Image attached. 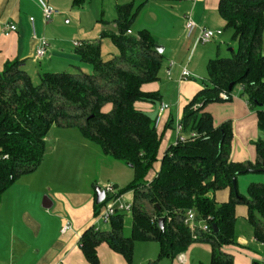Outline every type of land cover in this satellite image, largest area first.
I'll use <instances>...</instances> for the list:
<instances>
[{"label":"trees","instance_id":"trees-1","mask_svg":"<svg viewBox=\"0 0 264 264\" xmlns=\"http://www.w3.org/2000/svg\"><path fill=\"white\" fill-rule=\"evenodd\" d=\"M85 1L72 0V6ZM148 1L116 0L113 23L117 31L103 30L100 35L110 38L119 52L103 59L99 41L79 46L80 59L91 65L89 72L80 68L45 71L35 85L21 61L5 62L0 71V197L21 175L39 166L52 126L76 127L106 157L134 172L119 191L132 192L131 211L112 216L107 228L91 225L81 233L79 248L88 263L98 264L96 248L103 242L131 264L136 241H156V260L173 259L192 243L201 242L210 246L209 264H234L232 255L222 248L236 243L238 206L245 207L254 238L264 243V182H249L246 194L237 184L240 175L264 174V0H218V14L224 29L231 30L235 48L230 57L208 59L206 80L182 107L184 132L195 131L198 136L168 145L160 156L163 130L158 131L154 118L135 107L136 102L161 99L158 91H145L142 86L158 80L163 54L155 49L156 41L147 29L132 33L135 17ZM235 86L241 87L263 133L253 141V161L231 160V122L215 126L211 113L204 110L208 103L228 100L220 96L222 92L231 99ZM156 162L158 170L146 180ZM223 189L228 190V198L218 202L215 192ZM94 207L96 215L100 203ZM190 208L196 212L193 230L184 222ZM127 214L130 234L126 236ZM159 218H163L161 225ZM202 219L208 232L198 226Z\"/></svg>","mask_w":264,"mask_h":264},{"label":"crops","instance_id":"crops-1","mask_svg":"<svg viewBox=\"0 0 264 264\" xmlns=\"http://www.w3.org/2000/svg\"><path fill=\"white\" fill-rule=\"evenodd\" d=\"M53 1L46 0L49 6H54ZM61 1L64 14H69L70 9L66 2L68 0ZM113 1L115 6L116 0ZM148 2L139 9L135 20ZM174 2H176L173 6L175 9H164L166 15L161 11L164 18L171 17L173 21V25H169L165 20V23L161 24L162 34L166 35V42L162 43L163 60L165 59L161 65L162 71H159L157 81L142 86L145 91H158L161 99L155 103H135L137 109L146 112L152 118H155L161 102L168 104L158 127V131L163 130L159 156L171 144L165 145L164 136H169L170 133L175 136L173 126L181 117L182 107L201 88L193 74L205 76L206 62L220 52L219 45H216L215 49L205 47L214 43L219 36L210 43L199 44L205 47L203 49L198 50L199 45L192 49L193 38L185 33L184 14H190L196 23L211 29L220 30L225 24L217 11L218 0H176ZM167 7L171 8L170 5ZM31 16L34 18L35 36L29 21ZM54 17L44 22L36 0H0V71L5 62L12 60L21 61L27 73L37 72L38 75L45 71H74L78 68L86 72L91 71V65L80 59L78 47L73 42L70 44L62 39V34L56 30L57 28L54 30L58 35H49V27L58 21L56 20L58 16L56 19ZM102 21L106 22L103 19ZM9 23L15 24L16 29L5 34ZM114 26L116 27L115 24ZM143 28L146 29V27ZM148 28L147 30L153 35V29ZM156 28H158L157 25ZM102 29L106 31L105 28ZM132 33H134L133 30ZM42 36L48 40L49 49L44 57L36 59L34 50L37 39ZM153 38L155 40L154 35ZM75 41L80 42L81 45L90 42ZM262 51L264 53V29ZM195 55L196 57L193 58ZM170 61L173 64L170 67V73L167 74ZM183 67L187 68L191 76L187 78L181 76ZM238 90V94L234 95L235 100L229 104L231 115L227 117L231 118L233 131L230 158L233 161H253L255 158L253 141L258 136L256 116L241 95V87ZM228 100L232 101V98ZM108 107L106 106V109ZM221 120H223L222 116L216 117V120L213 119L214 125L225 121V119ZM45 144V156L39 166L33 172L21 175L1 194L0 264H90L79 248V238L87 227L91 225L98 227L101 222L95 218L94 190L91 188L95 189L94 185L98 184L95 163L97 158L99 162L103 161V153L98 145L100 152L94 147L95 143L87 140L78 128L74 127L52 126L45 137ZM103 162L109 167L118 164L130 167L110 158ZM153 167L156 172L159 162H156ZM153 176L150 174L148 180ZM251 181L264 182V174L253 172L240 175L237 178V184L242 194L246 193V186ZM114 182L124 184L123 181L115 179ZM228 193L226 189L216 191L215 198L218 202L225 201ZM236 212L245 218L244 206H238ZM65 221L71 224V228L61 232ZM236 237L235 244L225 245L222 248L232 255L234 264L263 262L264 243L258 242L253 233L251 240L241 234H236ZM196 249H204L210 253L209 244L192 243L186 251L171 259L172 264H202V261L194 260L192 257ZM96 250L98 264H127L119 253L111 250L104 242L100 243Z\"/></svg>","mask_w":264,"mask_h":264},{"label":"rangeland","instance_id":"rangeland-1","mask_svg":"<svg viewBox=\"0 0 264 264\" xmlns=\"http://www.w3.org/2000/svg\"><path fill=\"white\" fill-rule=\"evenodd\" d=\"M44 1L46 2V0ZM53 2L55 3L54 6H50V7L53 10L58 11L59 14L57 15L58 19H56L57 16L54 17L58 21H56V23H53V26L49 25L50 26L49 27L50 34L48 33L49 35L51 36L58 35L55 33L54 30V28L55 29L57 28L56 30L62 34L63 37L62 39L66 40L70 44H72V42L73 44L74 42H77L75 40L85 41V42L99 41L101 47V57L103 59H108L118 54L119 52L118 48L111 41V39L108 37H101L100 35L103 30L102 28H105L106 31L109 32L117 31V28L113 24V19L115 17L113 0H87L85 1L84 4H82L79 7H72V0H68L66 2H68L70 13L66 15L64 14V10L62 8L63 7L62 1L54 0ZM160 4H162L163 7ZM175 4L176 2L174 1L148 2V4L145 7H143L142 10L139 12L136 20H134L132 24L133 32L136 33L138 30H141L143 27H146V29L148 27H149L148 29L152 28L153 29V30L151 29L152 34L155 37L157 45L162 46V43L166 42L165 39L166 35L162 34L161 24H163L165 20V22H168L169 25H173V21L171 20L172 18L171 17L164 18L162 14L166 15V13H164L165 12L164 9L166 10L175 9L173 7ZM169 5L171 6V8L167 7ZM161 11L163 12L162 14ZM102 19L106 22L104 23ZM156 25L158 26V28H156ZM220 30L223 32V34L220 35L214 43L212 42L205 47L208 48L211 47L215 49L216 45H219L220 48L219 56L230 57L232 55V51L229 50V48H233V49L235 48V43L232 40V32L230 29H224V27H222V29ZM205 47H201V45H199L198 50L203 49ZM195 57L196 55L193 58ZM164 62L165 59L163 60V63ZM161 71L162 69L160 70V72ZM204 71H205V76L192 73L194 75V78H196V81H199L200 85H202V81L206 80V76H207L206 64L204 66ZM28 74L31 77L33 84L36 85L39 83L37 72H34V74L31 73ZM239 87L240 86H235V88L230 93V97L232 98V101L224 100L219 102H211L204 107V110L210 112L213 115L214 120H216V117L222 116L223 120L225 119L226 121L227 119L232 124V121L230 120L231 118H227L230 117L229 115H231V109H229V104H231L233 100H235L234 95L238 94ZM257 130H258V136H256L255 139L263 136V133L258 128ZM163 141L164 143H166L165 145L174 143L175 141L174 134L170 133L169 136L165 135ZM94 147L100 152V149L98 148L97 145H94ZM102 156H103L102 157L103 161L109 158V157H105V155L103 154ZM97 159L95 163V173L97 175L98 184L94 185V187L95 186L101 187L102 185L105 184H112V185L116 184L115 185L116 190L121 191L133 179L134 172L132 168L119 164L109 167L108 164L104 163L102 160L101 162H99V159L98 160ZM150 174L151 175L155 174L154 167L150 170L149 174H147L146 180H148V176H150ZM114 179L117 181H123L124 184H122L121 182H114ZM239 187L241 190V186ZM91 189L94 190L95 193V189L93 187ZM123 194H125L123 197L124 202L132 201L133 194L131 191H126ZM102 224L103 223L100 222L98 227L107 228V226H103ZM235 232L237 235L241 234L247 239L251 240L253 229L244 217L239 216L237 214V218L235 221ZM123 234L126 236L130 234V216L128 214L125 216L124 219ZM158 250H159V245L156 241H136L134 243L133 257L131 264H172V260L170 258H162L160 260H156L158 256ZM192 257L194 258V260L202 261L204 264H209L210 262V253L204 249H196L195 251H193Z\"/></svg>","mask_w":264,"mask_h":264},{"label":"built area","instance_id":"built-area-1","mask_svg":"<svg viewBox=\"0 0 264 264\" xmlns=\"http://www.w3.org/2000/svg\"><path fill=\"white\" fill-rule=\"evenodd\" d=\"M41 10L42 19L44 22L50 21L55 15L59 12L53 10L44 0H36ZM29 21L33 28V35L34 33V18L31 16L29 17ZM16 29L15 24L9 23L6 27L5 34H8L10 31H14ZM184 29L185 33L188 37L193 38V45L192 49H194L199 44H207L213 41L215 38L221 35L222 31L219 29H211L196 23L190 16V14H184ZM130 33V30L127 31ZM74 45L79 47L81 46L80 42H74ZM49 49V42L45 37H39L37 39V45L34 50V56L36 59H40L44 57ZM173 62H169V68L167 69V74L170 73V67L172 66ZM181 76L187 78L191 76L190 72L187 70L186 67H183L181 70ZM220 96L225 99L227 98L226 93H220ZM168 108V104L161 102L157 109L156 116L154 118V126L156 128L159 127L162 115L164 111ZM173 131L175 133V141L173 144L183 143L190 140L195 139L198 134L195 131H190L188 133L184 132L183 125L179 120L174 123ZM101 190L104 192V199L100 202V207L98 213L95 215L96 220H100L103 224L108 225L112 216L117 213H129L132 208V202H124L123 201V193H120L116 190L115 186L112 184H105L102 185ZM196 212L193 208H190L186 211V216L184 222L188 225L191 230H193L196 221ZM198 226L203 231H209L208 225L205 223V220L202 219ZM71 228V224L68 221H65L61 228V232H65ZM264 262V260H263Z\"/></svg>","mask_w":264,"mask_h":264},{"label":"water","instance_id":"water-1","mask_svg":"<svg viewBox=\"0 0 264 264\" xmlns=\"http://www.w3.org/2000/svg\"><path fill=\"white\" fill-rule=\"evenodd\" d=\"M155 49L159 52V53H162L163 51V47L162 46H159V45H155ZM229 50H232V48H229ZM232 88V84L229 85V90H231ZM227 99H229L227 97ZM233 185L235 187V180H233ZM104 192L101 190L100 186H96L95 187V193H94V200H95V203L96 204H99L103 199H104ZM159 224L161 225L162 222H163V218H159Z\"/></svg>","mask_w":264,"mask_h":264}]
</instances>
